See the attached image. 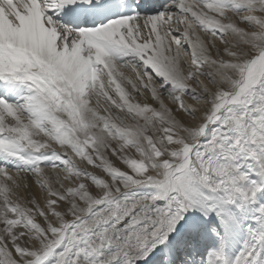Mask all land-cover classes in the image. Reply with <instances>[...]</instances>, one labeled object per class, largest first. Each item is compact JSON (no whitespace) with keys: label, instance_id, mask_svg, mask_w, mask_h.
<instances>
[{"label":"snow or ice","instance_id":"obj_1","mask_svg":"<svg viewBox=\"0 0 264 264\" xmlns=\"http://www.w3.org/2000/svg\"><path fill=\"white\" fill-rule=\"evenodd\" d=\"M0 264H264V0H0Z\"/></svg>","mask_w":264,"mask_h":264}]
</instances>
